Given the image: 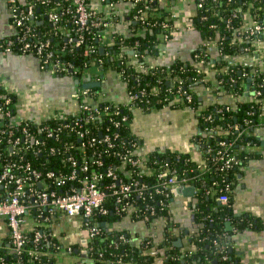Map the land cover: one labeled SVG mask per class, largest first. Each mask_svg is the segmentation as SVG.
I'll use <instances>...</instances> for the list:
<instances>
[{
  "label": "built area",
  "instance_id": "2783aa9c",
  "mask_svg": "<svg viewBox=\"0 0 264 264\" xmlns=\"http://www.w3.org/2000/svg\"><path fill=\"white\" fill-rule=\"evenodd\" d=\"M7 1L15 33L1 39V49L31 53L39 58L43 68L50 69L56 75H68L78 80L77 88L70 94V99L76 103L75 109L55 107L44 117L34 118L17 113L15 87L0 79V218L7 221L11 249L21 254L29 239L37 244L54 242L56 247H60L61 243L55 238L51 227L56 217L64 216L76 218L77 223L79 221L81 231L86 233V248L89 255L90 242L97 236L105 238L103 227L108 223L99 222V216L107 214L111 207L121 216L124 215L123 217L131 218L133 214L137 216L157 214L156 206L150 200H156L162 209L169 207L173 190L178 185L193 184L197 192L204 186L206 194L218 193L217 199L221 203H229L232 181L228 176L240 163L238 155L231 149V141L216 139L214 147L206 148L207 160L198 162L204 172L212 176L207 187L205 184L201 188L197 187L192 182L193 177L179 176L178 168L168 164H165V167L169 168L168 173L165 169L159 170L155 181H151L145 178V173L152 174L154 170V166L149 164L151 152L139 154L136 150L138 139L134 137L133 140H125L121 131L116 130L129 121V115L123 112L120 103L103 98L100 85H82L87 81L102 83L105 77L107 69L98 56L100 46L105 47L102 54H111L113 59L122 58V51L116 54L110 49L114 42L111 34L118 32L114 31L113 27L115 15L119 13L121 4L129 7L130 15L127 21L125 20L129 32L122 34L139 35L144 34L148 27H158L156 35L158 48L172 37L176 29L174 5L180 0H71L67 5L58 2L47 11L38 13L36 12L38 3L35 0ZM153 1L165 8L152 9ZM193 1L200 10H204L207 5V0ZM215 14L217 8L211 9L210 13L200 14V19L208 20L210 15ZM150 16L155 18L150 20ZM159 16L164 17L159 19L157 18ZM63 19L71 20L72 25L65 26ZM43 21L50 22L52 27L41 30L39 24ZM226 25L231 26L230 19ZM92 27L100 28L93 35L98 36L96 43L90 40ZM188 27H196L195 22H191ZM208 27L215 29L216 24L210 23ZM240 32L248 38L261 35L264 33V20L245 25ZM213 40L216 39L205 37L198 45V47L202 45V48L197 52V56H200L197 72H202L203 66L207 64L208 46ZM216 41L218 43V40ZM139 43V40H135L131 46H123V50L129 55L130 61L135 62L137 68L146 71L145 54L139 49ZM75 48L81 50V61L76 62L69 56ZM247 49L251 47H244V50ZM136 78L139 80L138 74ZM172 81L177 82L178 86L175 90L169 87L168 91L185 94L187 102L190 103L193 95L183 88L181 77L174 74ZM219 82H222V79H219ZM126 88L129 99L125 106L131 111L138 107L134 101L148 93L145 86L135 91ZM159 90L158 85L153 87L154 92ZM253 91V99H258L261 90L253 88ZM103 116H108L112 124L106 127L102 125L93 127V121ZM211 118L212 114H208L207 119ZM50 119L52 122H49ZM235 128L238 129L239 125L236 124ZM64 130L73 132L77 140L65 138L62 135ZM242 132L239 130V134ZM210 136L214 137L213 133ZM201 142L205 146V141L201 139ZM103 146L113 149L110 153L118 156V163L114 165L110 162L104 167L105 149L101 148ZM156 162L153 160V163ZM156 193H161V196L155 197ZM28 215L33 218L32 227L26 224ZM158 218L167 221L165 215ZM170 229L174 236V227ZM192 236L196 237L195 230L192 231ZM118 239L125 242L133 240L136 244H141L144 240L143 236L135 241L133 235L130 237L124 234ZM151 239L147 242L150 243ZM214 242L218 249L214 257L218 262L219 259L221 262L226 261L228 258L227 252L224 251L226 240L220 238ZM114 243L118 244V241ZM167 247L171 245L168 244ZM36 250L30 249L29 252L35 253ZM61 252L75 255L73 245L63 246L56 254ZM184 252L181 258L191 256L195 250ZM88 255H84L83 258L79 254V259L66 264L87 261ZM115 263L131 262L124 261L123 258L110 262Z\"/></svg>",
  "mask_w": 264,
  "mask_h": 264
},
{
  "label": "crops",
  "instance_id": "0c3cea01",
  "mask_svg": "<svg viewBox=\"0 0 264 264\" xmlns=\"http://www.w3.org/2000/svg\"><path fill=\"white\" fill-rule=\"evenodd\" d=\"M174 9L176 10L174 20L176 29L172 37L154 51H147L145 54V62L150 67L168 66L177 58L192 59V52L204 40L198 28L188 27L194 20L193 16L196 15L197 8L194 1H177ZM129 16V7L126 4H121L119 13L115 15L114 31L128 33L125 20L127 21ZM262 19L264 20V17ZM256 21H259V18L250 10L244 13L245 25L253 24ZM14 33L15 27L11 20L9 2L0 0V41L3 37ZM250 40L252 48L237 55H228L226 57L228 63H221L223 68L218 62L222 56L219 53L217 41L213 40L209 44L211 62L205 65L204 82L195 86L203 106L216 103L236 106L240 101L253 99L252 87H247L244 94L238 96L231 92L216 90L217 83H219L218 72L228 69L231 64L251 65L264 70V33L251 37ZM50 77L56 83L54 87L51 86ZM0 79L14 86L16 92H18L22 79L29 80L33 87L38 85L37 82L42 81L45 94L48 95L51 102L44 103L41 109H35L33 103L23 99L18 102L17 99V113L21 116L42 118L46 115L45 108L50 104L53 108L66 107L70 110L76 108V103L70 99V94L77 88V79L68 75H56L50 69L43 68L39 58L31 53L4 51L0 47ZM126 87L116 70L111 68L105 71V77L100 84L103 98L118 103L127 102L129 97ZM262 113L264 114V108ZM259 119L247 131L250 140L243 149L250 155L231 172L232 189L229 206L233 212L232 216L237 220H234L232 216H227L223 220L225 245L230 246L236 264H264V118L260 117ZM130 124L138 139L136 150L139 154L156 150H170L177 152L178 156L185 154L196 162H203L204 145L201 142V135L204 130L194 108L186 105H163L150 110L134 107ZM191 185L193 184L175 187L169 204V219L175 234L173 243L181 248H188L192 231L196 229L198 192L194 189L193 194H186L184 190L185 186ZM220 204L223 203L217 200V205L214 207ZM32 222V216L28 215L27 226H31ZM117 225L121 228H128L135 241L142 236L157 240L163 237L167 221L158 218L156 221L147 223L146 221H135L126 216ZM51 231L64 247L74 246L75 255L65 252L57 255L61 264L76 261L79 259V254L83 258L84 255H88L86 233L81 231L76 218L56 217L52 222ZM9 240L10 232L7 221L0 218V246H9ZM214 258L216 257L211 259V263ZM161 261L162 259L158 258V263Z\"/></svg>",
  "mask_w": 264,
  "mask_h": 264
},
{
  "label": "trees",
  "instance_id": "16d2710c",
  "mask_svg": "<svg viewBox=\"0 0 264 264\" xmlns=\"http://www.w3.org/2000/svg\"><path fill=\"white\" fill-rule=\"evenodd\" d=\"M35 1L38 3L36 6V12L38 13L41 11H47L50 6L55 5L58 2L67 5L71 0ZM151 5L153 7L152 9L165 8L163 5L161 6V4H158V2L155 1H153ZM213 8H217V14L210 15L208 20L200 19V14L210 13V10ZM247 10H250L259 18V20L262 19L264 17V0H207V5L204 10L197 8L196 14H198L193 16V21L204 38L209 37L218 40L220 49L219 53L222 56V59L218 62L220 63L221 68H223L221 63H228L226 59L228 55H237L244 50V47L252 46L250 40L251 37L248 38L244 33L240 32L245 26L244 13ZM164 16H159L157 18L162 19ZM154 18L155 17L150 16V20H153ZM229 19L231 26L227 27V20ZM213 22L216 24L215 29H209V24ZM63 23L67 27L72 25L71 20L63 19ZM39 26L41 30H47L52 27L51 23L48 21H43ZM99 29L100 28L92 27V31L89 34L91 36L90 40L94 43H96L98 36L93 35ZM158 30V27H148L144 34L139 35H125L119 32H113L111 36L113 37L114 42L111 46L109 45L111 47L110 49L116 54L122 51L123 55L120 59H113L111 54H102V52L99 51L98 56L102 59L105 69L113 68L119 73L122 70L120 75L122 80L126 83L128 90L131 89L135 91L143 86L146 87L148 94L134 101L138 107L150 110L168 103L169 105H186L194 108L197 111L200 125L204 130V133L201 135L202 140L205 141V146L203 147L204 159L207 160L208 157L206 148L209 146L214 147L216 139H224L226 142H232L231 149L238 155L241 163L250 155L249 152L243 149L244 145L250 140L247 131L251 129L252 125L260 120L259 118L261 115L264 117V114L262 113L264 108V70L251 65L244 66L239 63L229 65V68L226 70L222 69L218 72L219 79H222V82L217 83L216 90L220 89L223 92H231L238 96L244 94L247 87H252L261 90L260 95L257 97L258 99L240 101L236 106L230 105L231 107H228L229 104L222 103L203 106L198 97L197 91L195 90L196 84L204 82L205 79V65L203 66L202 72H197L200 59V56H197V52L201 50L202 45L192 52V59L184 60L182 58H177L168 66L156 65L150 67L146 65V71L137 68L135 62H131L129 55L123 50V46H131L135 40H139L140 43L138 47L143 54H147V51H154L157 49L156 35ZM61 32L62 31L60 30V34ZM17 52L19 51L17 50ZM80 54L81 50L75 48L69 56L78 62L82 60ZM206 59L207 63L211 62L209 52ZM168 67L170 69H167ZM136 74L139 75V80H136ZM174 74H178L183 80V88L192 93L193 100L190 103L187 102L185 94H179L177 91H168L169 87H172L175 90L178 86L177 82L172 81V76ZM137 81L140 82L137 83ZM155 85L159 86V92L153 91ZM127 103L128 101L120 104L123 112L129 115V121L123 123L120 127H117L116 130L119 129L121 131L122 137L125 140H133L135 134L130 124L132 110L130 111L126 108L125 105ZM248 111H252V113H248ZM208 114H212L211 119H207ZM116 117H119V115H116ZM49 122H52V120L50 119ZM111 124L112 120L108 116H103L95 119L92 126L95 127L96 125H102L103 127H106ZM236 124L239 125L238 129L235 128ZM211 128L212 132L209 130ZM239 130L243 131L242 134H239ZM211 133H213L214 137L210 136ZM62 135L67 139L73 138L74 140H77L73 132L64 130ZM101 148L105 149L103 156L104 167L110 162L114 163V165L119 162L118 156L110 153L113 151L112 148H106V146ZM153 160H156L157 162L153 163ZM149 164L154 166L153 172H155H152V174L145 173V178L150 179L151 181H155L156 173L159 170L165 169L168 173V166L177 167L179 176L188 175L189 177H193L192 182L200 188L203 184L207 187L212 180L211 174L204 172L202 166L198 165V162L188 158L185 154L178 156L177 152H171L170 150H156L151 152ZM165 164H168V166L165 167ZM228 177L231 178V173ZM204 189L203 186L198 191L199 203L197 205L198 211L195 219L196 237H191L188 248H181L173 243L175 237L172 235L170 229L173 225L170 223L169 219V207L162 209L156 200H150L148 197L147 201L150 200L155 204L157 214L140 216L133 214L131 219L150 223L156 221L158 217L165 215L167 217V225L165 226V232L162 238L156 240L152 237L144 236V240L141 244H136L133 240L127 242L119 240L118 238L121 234L132 237V233L128 228H121L117 225L124 215L121 216L113 207H111L107 214L101 215L98 218L99 222L105 221L108 223L107 226L103 227L105 238L97 236V238L92 240L90 242L91 248L88 255L89 259L79 264H110L112 260L116 261L118 258H123L124 261H130V264H212L211 259L218 252L214 240L224 238L223 220L227 216L231 217L233 215L229 206L231 202V192H229V203L220 204L217 208L214 206L217 205L218 193L206 194ZM160 196L161 193L155 194V197L157 198ZM234 220L237 219L234 218ZM148 239H151L150 243L147 242ZM54 241L56 240L54 239ZM114 241H118V244H115ZM168 244H170L171 247H167ZM30 249L37 250L35 253H30ZM62 249V244L60 247H56L54 242H40L37 244L31 239H29L25 246V250L21 254H18L9 246L1 245L0 264H61L62 262L59 261L56 252L58 250L61 251ZM190 249H194L195 252L191 256H184L181 258V255L185 253L184 251L186 250L187 252ZM224 251L228 253V258L224 262H221L219 259L218 264H236L233 252L230 251V246L225 245ZM170 253H173L174 255L171 256ZM158 258L162 259L161 263H158Z\"/></svg>",
  "mask_w": 264,
  "mask_h": 264
},
{
  "label": "rangeland",
  "instance_id": "374dc122",
  "mask_svg": "<svg viewBox=\"0 0 264 264\" xmlns=\"http://www.w3.org/2000/svg\"><path fill=\"white\" fill-rule=\"evenodd\" d=\"M25 78V77H22ZM51 80V86L54 87L55 81H52V78L50 77ZM20 85L18 88V92H17V99L18 102L19 100H26L29 101L30 103H33V107L35 109H41L42 105L46 102H51L48 98V95L45 94V90L44 87L42 85V81L37 82L38 85H35L34 87L32 86L31 82L29 80L26 79H22L20 80ZM33 82V81H32ZM34 83V82H33ZM36 83V82H35ZM31 86V87H29ZM45 112L49 113L52 110H54V108L52 107V105L50 104L49 106H47L45 108Z\"/></svg>",
  "mask_w": 264,
  "mask_h": 264
},
{
  "label": "water",
  "instance_id": "95a60500",
  "mask_svg": "<svg viewBox=\"0 0 264 264\" xmlns=\"http://www.w3.org/2000/svg\"><path fill=\"white\" fill-rule=\"evenodd\" d=\"M104 49H105V47L104 46H100V50H101V52L103 53L104 52ZM103 76V75H102ZM78 81V80H77ZM100 81H96V82H92V81H90V82H85V83H83V85L84 86H98V85H100ZM195 189V186H193V185H191V186H185L184 187V190H185V193L186 194H193V190ZM219 201V200H218ZM220 202V201H219ZM191 240V239H190ZM212 264H217V258H214L213 260H212Z\"/></svg>",
  "mask_w": 264,
  "mask_h": 264
}]
</instances>
